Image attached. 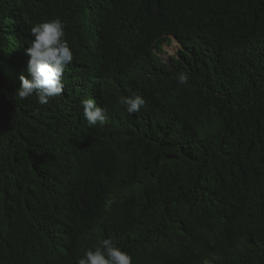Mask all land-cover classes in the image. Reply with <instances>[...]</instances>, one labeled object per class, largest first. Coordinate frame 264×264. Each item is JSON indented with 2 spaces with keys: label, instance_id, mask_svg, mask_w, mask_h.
<instances>
[{
  "label": "trees",
  "instance_id": "1",
  "mask_svg": "<svg viewBox=\"0 0 264 264\" xmlns=\"http://www.w3.org/2000/svg\"><path fill=\"white\" fill-rule=\"evenodd\" d=\"M54 18L64 92L19 100L30 28ZM104 239L131 264H264V0H0V264Z\"/></svg>",
  "mask_w": 264,
  "mask_h": 264
},
{
  "label": "clouds",
  "instance_id": "2",
  "mask_svg": "<svg viewBox=\"0 0 264 264\" xmlns=\"http://www.w3.org/2000/svg\"><path fill=\"white\" fill-rule=\"evenodd\" d=\"M64 29L65 25L59 18L30 28L33 39L25 55L29 57L27 68L31 79L20 76L21 86L16 93L19 100H26L35 95L38 103L43 106L48 104L50 99L63 94L64 70L74 60V55L65 39ZM167 37H172L179 44L176 37L172 35ZM176 79L177 83L186 84L188 76L181 73ZM119 103L130 115L146 107V102L138 95L131 98L120 97ZM81 107L89 128L97 125L103 127L107 123L105 111L96 106L91 99H83ZM33 115H38V112H34ZM131 259L130 255L115 246L110 239H104L99 241L94 249L85 251L83 258L78 259L77 264H131Z\"/></svg>",
  "mask_w": 264,
  "mask_h": 264
},
{
  "label": "rangeland",
  "instance_id": "3",
  "mask_svg": "<svg viewBox=\"0 0 264 264\" xmlns=\"http://www.w3.org/2000/svg\"><path fill=\"white\" fill-rule=\"evenodd\" d=\"M169 40L170 44H165L162 47V51L160 52V57L164 62H168L169 57H173L174 55H176L181 48L180 45L177 44V42L172 37H169Z\"/></svg>",
  "mask_w": 264,
  "mask_h": 264
}]
</instances>
